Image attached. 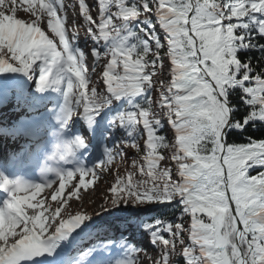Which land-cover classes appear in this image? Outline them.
<instances>
[{
    "label": "snow or ice",
    "instance_id": "obj_1",
    "mask_svg": "<svg viewBox=\"0 0 264 264\" xmlns=\"http://www.w3.org/2000/svg\"><path fill=\"white\" fill-rule=\"evenodd\" d=\"M22 3L31 22L0 10V74L35 72L37 92H61L60 131L75 117L91 123L116 101H127L110 121L127 140L115 152L105 149L90 169H45L53 180L26 184L0 175L7 196L0 203V264H30L42 255L55 264H75L74 253L111 230L109 224H88L93 217L149 205L177 208L176 220L122 222L123 231L135 228L150 238L159 252L155 264H175L177 255L185 264H264V138L244 137L249 127L264 135V62L254 67L250 55L259 52L264 61V0H97L95 18L86 0H79L86 39L93 42L88 54L75 47V21L68 34L64 0ZM97 69L103 89L92 80ZM165 121L170 135L160 134ZM84 145L75 137L59 160L67 162ZM120 145L137 153L132 170L117 177L99 212L73 214L68 200L88 189L86 176L99 177L95 169L107 171L123 158ZM77 173L79 183L58 200ZM56 179L53 210L46 197L36 198ZM21 191L26 195L18 198ZM62 242L66 246L57 252ZM143 251L127 248L117 264H139Z\"/></svg>",
    "mask_w": 264,
    "mask_h": 264
},
{
    "label": "rangeland",
    "instance_id": "obj_2",
    "mask_svg": "<svg viewBox=\"0 0 264 264\" xmlns=\"http://www.w3.org/2000/svg\"><path fill=\"white\" fill-rule=\"evenodd\" d=\"M64 1L66 2L65 5L70 6V8L72 10L71 12H65V16H66V20H67L65 22L66 29L68 31V34L71 35V31L73 28V21H75V25L77 26V24L79 23L78 19H80L81 17L79 15V10L77 9L76 3H74V0H64ZM13 7H15V9H16L15 13L12 12ZM25 7H28V5L22 3V0H16L15 5H13L11 3V0H5L4 4L0 5V10L5 11L6 14L14 15L15 18H17V19H22L25 22H31V20L34 19V17H31L30 12L24 11ZM90 9L92 10L91 14L93 17L98 15L97 0H95V1L93 0V3L90 4ZM42 28L44 30H47L46 29V22L44 24H42ZM48 34L51 35V33H48ZM89 42H92V41L86 39V33L82 29H80V31L78 32V39L75 41V47L83 50L86 54H88L89 53V51H88V43ZM57 43H58V40H57ZM87 64H88L89 69L91 70L92 59L90 56L87 60ZM34 73L35 72H33L30 76L24 75L21 73H2V74H0V84H1L0 88H3L2 91H7L11 95L14 90L20 89L19 86H21V84H22L21 80H22L23 76L27 77V80L29 82H30V80L32 82V77H33ZM99 76H100V69H97L96 73L92 75V80L96 83V86L98 89H103L104 85H103L102 79L98 78ZM29 88H32L35 90L36 84L31 83L29 85ZM49 94H50V89H49L48 95ZM58 94L59 95L54 98V99H56L55 101L57 102V106L54 109H52L51 115H49L50 121H52V122H55V121L57 122L56 116L59 112V109L62 106V102H58L61 99L60 97H62V94H61V92ZM10 100H11V104H13L14 110L21 113L22 111H21V108L18 104V101L15 100L13 102V100L11 98H10ZM119 104H120V101H116L113 104L111 109H106V110L102 111L101 113H99L95 117L94 121L92 122V126L90 125L89 122L85 121L84 119H82L80 117L73 118L70 121V123L66 126L65 130H71L75 124H80V127H75V129L79 130V128H80V130H81V134H82L83 138L85 139V145H84L85 147L84 148L88 149L89 154L93 153L95 151V146L100 148V152H103V154H100L99 158H97V157H96V159L91 158V160L89 162L90 165H88L87 168L88 167H90V168L94 167L96 162L99 163L101 160L104 159V150L110 143L109 139H107L104 142V139L102 136V133H103L102 127L99 126V128H98V124H100V120H103L106 124L110 125L111 128L114 130V132L119 133L121 136L127 138L124 135L123 129L116 127L110 123L112 117L115 116L117 114V112L119 111ZM36 109L39 110L41 113L43 110H45L44 106L43 107L38 106V108H36ZM25 114H27V113L26 112L24 114H23V112L21 113L22 116H24ZM48 114H49V112H47L45 115H48ZM67 127H70V128H67ZM164 131L167 135L171 134L167 128L166 121H165V130ZM72 132H74V131H71V133ZM92 141H94V143L96 144L95 146L89 145V144H91ZM111 146H112V144H110L109 147H111ZM120 147L122 148V151L126 156L131 151L130 147H123V146H120ZM84 148L80 149V151L82 152L84 150ZM99 148H97V149L99 150ZM87 156H88V154L86 155V157ZM115 161H116V163H115ZM115 161H113V163L110 166H108L107 171H102L101 169H95L96 172L100 173L99 177L94 178L91 174L86 176L85 177L86 182L92 181V183L90 184L88 189H80L78 196L72 197L71 199H69L68 204H66L65 207H68L70 205V211L73 214H75L77 211H87L89 213L99 212L100 211V205L102 203H106L110 199V197H111L110 189H111L113 183H115V180L117 179V177L118 176H127V174H128L124 170L121 158L117 157ZM131 165H132L131 161L126 162L127 171L132 170ZM65 183H66L65 191H64L63 195L58 198V200H65L68 198L69 194L74 190L75 185H77L79 183V174L78 173L74 174L72 179L70 181L66 180ZM58 188H59V180L56 181L52 185V188H44L42 190L41 194L38 195L36 199L40 200V199H43L46 197L45 206L50 205L51 208L54 210V208L57 205V202L51 200V195L53 194L54 189H58ZM80 197H82L83 208H81ZM33 203H36V201H33ZM165 207L166 206H164V205H149V206H147L146 209H141V210L131 209V210L124 211V212H121L118 209H113L111 215H109L108 213H101V215L103 216V219L107 218V217L114 218L111 223H107V222L103 223V224L111 225L112 231L113 230L119 231L121 235L126 234L127 232H130L132 237H134V236H135V238L141 237L142 242L140 241L141 242V244H140V242L138 241V243L140 244L138 249L141 248L144 251L139 254L140 255V261L139 262H142L145 264H155V261L159 258V252L151 244L150 238H148L146 235H142L141 232L135 228L130 229L128 231H123V229H124V223L122 222L123 218H120V217L123 214L131 215L130 217H133V218L130 219L128 221V223H130L132 225H136L137 224V223H135L137 221L136 217H139V219L142 217H146V218L150 217L156 209L165 208ZM26 211L29 215L34 213L33 209H26ZM46 215H47V213H46ZM99 218L101 219V216H95L90 220V222L94 219H99ZM173 218H174V220H176L175 216ZM19 230L20 229L18 227L17 231H19ZM130 234L127 236V238L130 237ZM132 247H135V246H132ZM127 248H129V247H127V246L126 247L113 246L112 248L107 249V251H105L104 248H101V249H102V251H104L106 257H109V256H113V254L115 252H117L118 254L120 253L122 255H125Z\"/></svg>",
    "mask_w": 264,
    "mask_h": 264
},
{
    "label": "trees",
    "instance_id": "obj_3",
    "mask_svg": "<svg viewBox=\"0 0 264 264\" xmlns=\"http://www.w3.org/2000/svg\"><path fill=\"white\" fill-rule=\"evenodd\" d=\"M132 27L133 28H139V27H141V25L134 22V26H132ZM250 55L252 56V63H253L254 67H259V64L261 62H264L261 60V54L259 52H252ZM18 98H20V100H22L21 105L26 107V108H29L30 104L35 102L34 99H32L31 97L28 98L25 96H19ZM136 102L141 103L142 100L137 99ZM127 107H128L127 101L122 100V102L119 106L120 110H123ZM141 132H142V130H141ZM160 134L165 135V132L162 131ZM142 136H143V134H142ZM246 136H252L253 138H257V139L258 138H264V135H262V132L260 129H253L251 127H249L248 130L244 133V137H246ZM244 137H241L240 139L243 140ZM116 138L118 139V142L124 140L123 137L119 138L116 136ZM139 143H140L141 149H143V138H141ZM117 147H118V145L115 146L116 149H117ZM130 149H131V151L129 152V154H127V156L124 154L123 159H121L124 170L127 173L129 171H127L126 162H129V161L132 162L134 158H138L136 151L131 147H130ZM253 174H255V173H253ZM177 215H178V209L175 207L158 208L154 211V213L150 217H147V218L142 217V218H140V221H150V220L158 218V217H160L161 219H164V220L175 221L173 217L174 216L177 217ZM185 226H187V221H185ZM164 235H165V237H167V233H165ZM185 241L187 242V234H185ZM172 259L175 261V264H185L184 258L182 255H177V256L173 257Z\"/></svg>",
    "mask_w": 264,
    "mask_h": 264
},
{
    "label": "clouds",
    "instance_id": "obj_4",
    "mask_svg": "<svg viewBox=\"0 0 264 264\" xmlns=\"http://www.w3.org/2000/svg\"><path fill=\"white\" fill-rule=\"evenodd\" d=\"M72 146V140H61L58 139L55 144V153L62 154L68 151L69 147Z\"/></svg>",
    "mask_w": 264,
    "mask_h": 264
},
{
    "label": "bare ground",
    "instance_id": "obj_5",
    "mask_svg": "<svg viewBox=\"0 0 264 264\" xmlns=\"http://www.w3.org/2000/svg\"><path fill=\"white\" fill-rule=\"evenodd\" d=\"M70 9L68 8V7H65V11H69ZM96 17V16H95ZM94 17V18H95ZM67 21V20H66ZM65 21V22H66ZM98 154V153H97ZM111 221V220H110ZM90 221H88L87 223L88 224H90V225H99V224H103V222L102 221H97V222H95V223H89ZM84 227V225H81V228H83ZM81 228H79L80 230H81ZM141 240V242H142V238L140 239ZM139 264H145V263H142V262H139Z\"/></svg>",
    "mask_w": 264,
    "mask_h": 264
}]
</instances>
